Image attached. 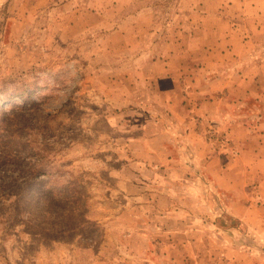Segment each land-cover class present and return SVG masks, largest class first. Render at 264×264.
Wrapping results in <instances>:
<instances>
[{
	"label": "rangeland",
	"instance_id": "obj_1",
	"mask_svg": "<svg viewBox=\"0 0 264 264\" xmlns=\"http://www.w3.org/2000/svg\"><path fill=\"white\" fill-rule=\"evenodd\" d=\"M0 264H264V0H0Z\"/></svg>",
	"mask_w": 264,
	"mask_h": 264
},
{
	"label": "crops",
	"instance_id": "obj_2",
	"mask_svg": "<svg viewBox=\"0 0 264 264\" xmlns=\"http://www.w3.org/2000/svg\"><path fill=\"white\" fill-rule=\"evenodd\" d=\"M221 91V90H220ZM209 93L210 92H208V94H204L203 95V97L201 98L202 99V103H201V106L199 107V109H196V111L199 113V115L200 114H202V112H203V115H205V113H210V110H211V105H212V103H211V100L209 99L208 101L206 100L207 98L206 97H204V96H206V95H209ZM213 99L215 100V97H213ZM207 101V102H206ZM184 101L182 100V102L180 103V102H177V101H174L173 103H172V107L173 108H176V110H178V109H180V107L182 106V105H184ZM185 106H188V103H186L185 104ZM202 111V112H201ZM199 117V116H198ZM193 120V121H192ZM198 121H200V119L199 118H197V122ZM189 122H191V123H189L190 124V127L192 128L193 126H195V124H196V120H194V118L193 117H191V116H189ZM201 122V121H200ZM236 128H234L232 131V134L233 133H235L234 132V130H235ZM203 134L204 133H202V134H200L199 136H197V137H195L194 135H195V133H194V131H191V137H194V139H195V142L197 143V144H199V145H201L203 148L205 147V149H204V152H203V154L205 153V155H204V157H205V159L203 158V162H206V164H207V166H206V169H209L210 167H211V165H212V163H211V155L212 154H217V152L216 151H214V152H212L211 153V149H210V147L209 146H206V145H203V144H201V143H198V142H203L204 141V138H203ZM229 137V136H228ZM234 139V138H233ZM202 154V155H203Z\"/></svg>",
	"mask_w": 264,
	"mask_h": 264
}]
</instances>
